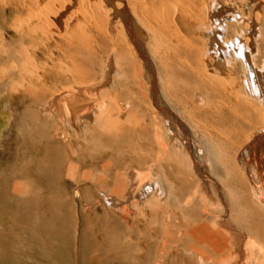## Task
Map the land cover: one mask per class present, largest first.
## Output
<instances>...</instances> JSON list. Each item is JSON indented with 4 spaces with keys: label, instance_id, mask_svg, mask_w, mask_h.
<instances>
[{
    "label": "bare ground",
    "instance_id": "1",
    "mask_svg": "<svg viewBox=\"0 0 264 264\" xmlns=\"http://www.w3.org/2000/svg\"><path fill=\"white\" fill-rule=\"evenodd\" d=\"M5 96L50 126L43 152L0 151L24 164L0 201L24 215L66 161L80 196L15 235L16 264H264V0H0Z\"/></svg>",
    "mask_w": 264,
    "mask_h": 264
},
{
    "label": "rangeland",
    "instance_id": "2",
    "mask_svg": "<svg viewBox=\"0 0 264 264\" xmlns=\"http://www.w3.org/2000/svg\"><path fill=\"white\" fill-rule=\"evenodd\" d=\"M18 101L19 100L17 98L12 100L7 96L0 99V114H6L3 122L0 123V151H3V149L8 145L14 146L18 143V145L20 144L24 146L33 144L36 148V151L43 152L44 145L46 143L45 138H43V131L47 130L50 125L48 124L47 126L46 119L42 114H40L39 111H37V105L31 103L29 98H27L23 103ZM25 108H29L30 110L32 109L31 114H33L35 117H27L22 123L20 114ZM135 140L136 139L133 137L132 141ZM114 147L117 149L116 145H114ZM93 154L99 158L104 157L102 151L99 150H96L93 152ZM119 154L120 159L123 160V153L120 152ZM89 155V153L83 152L80 154L78 160H76V157L73 159V161L76 163H82L80 168L81 173H83V171H87L90 168V166H88L86 163H88L91 157L94 155ZM127 155L128 154H126V158L130 156ZM43 161L46 167L50 170L55 169L57 165L55 164L57 160H55V157L53 156L52 158L50 156L47 158L45 157ZM32 162L33 160L31 163ZM31 163L28 162L26 166H34V164ZM68 165L69 164L66 161L62 166V182L60 181V183H56V185L54 184L52 190L46 196V199L44 198L43 201L40 200L41 202H39V194L33 190L34 198L32 197L30 201H25L23 204V207L26 210L24 215L18 213L13 204L6 206L0 201V264H16L14 258L15 235L20 232L31 233L35 224L42 220V216H64L68 219H71L75 216V213L77 215L78 212L80 213L77 207L80 196L74 194L76 183L74 178L67 173ZM23 166L24 164H19L15 168H5L2 173L0 172V183L2 180H6L8 178L11 179V173H15L16 176H19L24 168ZM76 176L78 178L77 174L75 177ZM79 186L81 188L80 192L83 195V198L86 199L98 198L101 193V190L95 189L88 182L83 181ZM62 192H64V197L60 198L59 194ZM100 202L101 205H104V201L102 199H100ZM97 208L99 213H101V207L98 206ZM45 210H47L48 213H45ZM51 212L56 214H51ZM30 213L34 215L32 216ZM111 231L112 232L109 233V238L106 241L107 247L117 246L125 234L124 230L114 229ZM62 234L68 238V240L72 235L70 232L69 235L64 233Z\"/></svg>",
    "mask_w": 264,
    "mask_h": 264
}]
</instances>
